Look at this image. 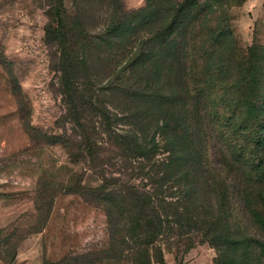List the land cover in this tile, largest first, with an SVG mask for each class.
<instances>
[{"label": "rangeland", "instance_id": "obj_1", "mask_svg": "<svg viewBox=\"0 0 264 264\" xmlns=\"http://www.w3.org/2000/svg\"><path fill=\"white\" fill-rule=\"evenodd\" d=\"M184 1L172 0L175 7ZM208 1L197 0L199 5ZM218 1L215 15L202 8L183 20L179 44L198 50L214 45L213 34L225 30V45H235L237 64L248 66L250 47L258 48L264 64V0ZM144 5L145 0H0V264H230L201 228L203 206L191 224L196 228L174 223L155 238L136 232V212L128 213L122 203L128 197L125 186L135 183L152 192L150 214L158 210L157 199L174 190L166 183L160 196L152 188L160 179L152 165L168 155L152 118L140 139L151 151L150 160H135L123 151V138L141 128L110 89L121 79L105 65L93 63L92 69L89 62L74 82L86 88L88 104L80 108L78 98L64 92L63 46L70 50L99 42L114 13ZM59 17L75 34L63 46L56 34L48 35ZM81 127L94 135L97 162L80 146ZM213 141L212 159L220 163L228 153L220 140ZM243 189L235 193L230 228L239 240L253 243L245 261L239 253L236 264H263L256 255L259 242L264 243V186ZM220 211L216 207L213 213Z\"/></svg>", "mask_w": 264, "mask_h": 264}, {"label": "trees", "instance_id": "obj_2", "mask_svg": "<svg viewBox=\"0 0 264 264\" xmlns=\"http://www.w3.org/2000/svg\"><path fill=\"white\" fill-rule=\"evenodd\" d=\"M220 7L218 0L202 5L187 0L177 7L172 0H145L137 10L114 13L99 42L65 49L68 37L75 34L66 30L64 17H59L58 27L48 30V35L56 34L61 46L65 45L61 56L67 77L64 92L69 99L78 98L80 108L88 104L85 100L89 93L82 82L75 87L76 75L83 73L89 62L92 69L95 63L105 65L111 76L121 79L110 89L131 110L128 119L141 128L139 134L135 131L123 138L126 157L150 160L147 156L151 151L140 144V139L149 118L158 126L160 148L168 155L152 165L160 178L157 187L153 184L152 188L161 196V189L170 183L174 192L159 197L158 210L150 214L152 192L135 183L125 186L128 197L122 203L128 213L136 212V232L155 238L165 229L172 230L174 223L179 228H196L192 226L193 218L200 215L199 206H203L201 228L214 237V244L227 254L229 263L236 264L239 253L245 261L253 241L239 240L235 237L237 231L230 228L235 193L243 186V192L248 193L253 183L264 186V64L257 47L249 48L247 67L237 64L233 59L235 45H225L229 40L225 30L213 34L214 45L198 50L196 45H180L177 37L191 12L207 8L215 15ZM93 52H97L96 58ZM123 62L125 66L121 67ZM78 136L80 146L97 162L94 135L81 127ZM215 139L228 153L220 163L211 155ZM98 189L93 192L102 194ZM216 207H220V215L213 213ZM262 227L264 232V223ZM259 244L256 258L264 264V243Z\"/></svg>", "mask_w": 264, "mask_h": 264}]
</instances>
